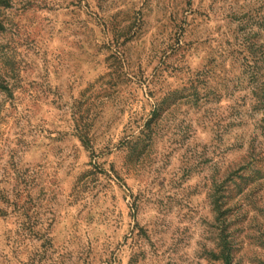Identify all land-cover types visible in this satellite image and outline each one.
Instances as JSON below:
<instances>
[{"label": "rangeland", "instance_id": "1", "mask_svg": "<svg viewBox=\"0 0 264 264\" xmlns=\"http://www.w3.org/2000/svg\"><path fill=\"white\" fill-rule=\"evenodd\" d=\"M263 1L0 5V264H264Z\"/></svg>", "mask_w": 264, "mask_h": 264}, {"label": "trees", "instance_id": "2", "mask_svg": "<svg viewBox=\"0 0 264 264\" xmlns=\"http://www.w3.org/2000/svg\"><path fill=\"white\" fill-rule=\"evenodd\" d=\"M9 4L10 0H0V5L3 7H8ZM245 16L247 15H238V20L241 21L242 19V22H244L245 24H241L240 22L243 27L238 28L239 32H237V34L239 38L236 34L235 39L237 37V40L235 42V46L240 47L241 50H244L246 52V58L249 62L264 63V45L262 43H258V39H256L258 38L259 31L264 32V10L261 13L256 11L254 13H248L246 21L243 20ZM5 31L6 27L0 21V33H3ZM258 73V69L256 71L253 70L249 72L248 79L251 82H256L255 86L252 88V94H255L254 102L264 108V75H260V73ZM0 90L4 92H8L10 90L9 80L5 75L2 74H0ZM79 137L81 141L84 142L85 134L83 131L79 133ZM224 247L225 248L222 250L223 254L218 258L223 260V264H232L233 256L231 254V246L225 244Z\"/></svg>", "mask_w": 264, "mask_h": 264}]
</instances>
